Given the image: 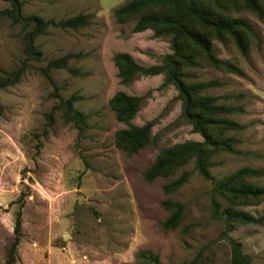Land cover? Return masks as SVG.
Listing matches in <instances>:
<instances>
[{
  "label": "rangeland",
  "instance_id": "rangeland-1",
  "mask_svg": "<svg viewBox=\"0 0 264 264\" xmlns=\"http://www.w3.org/2000/svg\"><path fill=\"white\" fill-rule=\"evenodd\" d=\"M21 1L22 16L60 20L87 14L89 23L76 29L48 26L34 39L40 58L27 61L19 80L0 89V264L15 237L17 213L20 229L11 264H136L139 250L157 254L160 264H228L229 246L220 236L223 221L210 217L211 199L220 207L226 201L212 186L241 167L264 171V15L260 19L240 4H224V14L251 26L244 54L228 36H209L214 57L242 74L215 67L198 53L195 66L182 67L185 82L218 83L200 94L216 96L214 103L232 108L215 116L241 125L221 132L235 139L234 151L210 155L212 180L199 176L191 160L146 182L141 172L160 148L202 138L180 116L177 92L161 84L162 74L122 82L112 56L125 52L140 65L160 64L171 52L168 36H155L150 28L133 32L134 18L117 22L113 11L128 0ZM6 7L0 0V9ZM21 34L20 24L0 20V69L15 68L24 58ZM66 53L77 54L66 67L79 74L58 68L41 75L49 59ZM117 91L141 97L126 123L117 121L107 104ZM71 95L73 108L85 116L79 127L64 122L61 108H55ZM146 121L153 122L149 143L130 155L114 145L115 130ZM183 170L189 171L187 181L164 193L162 185ZM246 180L264 186V174ZM164 199L185 206L182 220L169 229L161 226L169 214L160 205ZM237 207L264 217L263 200ZM228 235L251 255L249 264H264V222L235 224Z\"/></svg>",
  "mask_w": 264,
  "mask_h": 264
},
{
  "label": "trees",
  "instance_id": "trees-1",
  "mask_svg": "<svg viewBox=\"0 0 264 264\" xmlns=\"http://www.w3.org/2000/svg\"><path fill=\"white\" fill-rule=\"evenodd\" d=\"M5 1L8 7L0 9V20L8 19L11 24L21 25V52L24 58L15 68L0 69V89L11 86L19 80L27 67V61L40 58L41 53L34 45V39L37 35L44 34L48 26L76 29L89 23L87 14H77L60 20L43 19L37 15L22 16L21 0ZM224 4H240L260 19L264 15L262 7L264 0H128L113 11L117 22L134 18L133 32L150 28L155 36H168L171 50L170 53L163 55L160 64L148 66L138 64L128 53H115L112 60L121 81L128 82L135 75L162 74L161 84H171L177 92L180 116L191 125L192 131L202 138L201 141L187 140L160 148L151 164L141 172L146 182H151L159 176L170 175L191 160L199 176L205 180H212L209 171L212 165L210 155L217 150L234 151L231 143L235 139L224 136L221 132L223 129L241 128V125L227 117L215 116L218 112H230L232 108L214 103L216 96L200 94L202 89L218 83L215 81L185 82L184 77L187 73L182 70L184 65H196L193 55L198 53L215 67L223 66L233 73L242 74L237 67L213 55L210 35L219 40L228 36L235 47L244 54L247 48L246 33H252L246 19L223 13ZM72 57H77V54L66 53L49 59L45 66L40 68L41 75L47 76L50 69L67 68L66 63ZM67 70L72 74H79L75 69L67 68ZM74 100L75 96L71 95L55 108H61V117L64 122H71L75 127H79L84 124L85 116L73 108ZM140 102V96L117 91L108 99L107 104L114 111L115 119L126 123L133 117ZM46 116L51 120V112ZM152 123V121H146L141 125L127 123L125 128L115 130L114 145L128 155L135 153L151 141ZM262 174H264L263 170L241 167L213 182L212 192L226 201V205L220 207V203L212 198L210 217L223 221L224 229L220 236L226 239L229 246L228 264H249L251 260V255L243 253L240 242L230 237L228 232L234 228L235 224L264 222V217H255L237 207L239 204H255L264 201V186L246 180L248 176ZM188 176L189 171H181L177 177L162 185V191L169 193L178 189L187 181ZM160 205L169 212L161 223L164 229L173 228L182 220L185 208L182 202L164 199ZM19 229L20 221L17 213L13 225L15 237L7 251L4 264H11L14 261V247L18 241ZM135 259L136 264H160L157 254L150 250H139ZM179 264H193V261Z\"/></svg>",
  "mask_w": 264,
  "mask_h": 264
},
{
  "label": "crops",
  "instance_id": "crops-1",
  "mask_svg": "<svg viewBox=\"0 0 264 264\" xmlns=\"http://www.w3.org/2000/svg\"><path fill=\"white\" fill-rule=\"evenodd\" d=\"M248 254V253H247Z\"/></svg>",
  "mask_w": 264,
  "mask_h": 264
}]
</instances>
